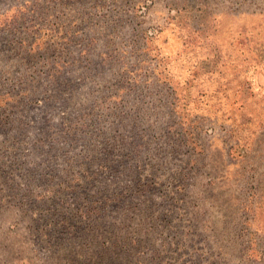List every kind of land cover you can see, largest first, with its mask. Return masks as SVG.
<instances>
[{"label":"rangeland","instance_id":"rangeland-1","mask_svg":"<svg viewBox=\"0 0 264 264\" xmlns=\"http://www.w3.org/2000/svg\"><path fill=\"white\" fill-rule=\"evenodd\" d=\"M0 264H264V0H0Z\"/></svg>","mask_w":264,"mask_h":264}]
</instances>
